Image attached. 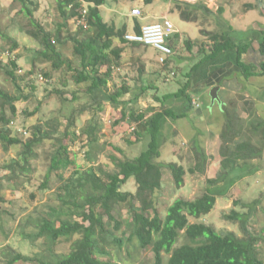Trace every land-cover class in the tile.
Listing matches in <instances>:
<instances>
[{"label":"trees","instance_id":"trees-1","mask_svg":"<svg viewBox=\"0 0 264 264\" xmlns=\"http://www.w3.org/2000/svg\"><path fill=\"white\" fill-rule=\"evenodd\" d=\"M13 1L20 4V12L34 25L37 30L36 36L42 42L43 50L37 54L34 67L37 61L50 63L54 72L63 71L66 67L64 72L66 76L70 74L69 79L77 85H87L84 92L91 97L98 111H104L105 104H111L115 109L122 107L121 120L127 122L130 128L135 127L134 136L137 141L146 138L147 145L134 159L115 160V171L113 172H104L101 168L96 170L93 167L82 171L77 164L76 156L71 152V147L78 139L76 132L71 133L70 131L75 125L71 122L63 138L56 140L57 148L51 157L50 169L42 187V189L48 187L52 175L62 183V193L58 196L61 207L52 209L48 218L39 221L36 225L38 226L37 233L25 235V239L32 242L44 239L50 247L55 246L62 239H67L72 242L71 250L67 255L60 257L35 258L11 251L8 264L18 262L117 264L113 260L110 247L115 246L121 251L125 246V240L109 233L112 224L116 231H121L125 227V234L129 233L128 245H134L139 250H151L154 254V264H264L256 249L258 239L252 237L248 231V223L259 204L258 201L249 207H243L248 211L234 209L229 215L224 216L226 221L239 225L243 234L239 236L233 232L220 234L211 226L202 223L191 224L189 221L190 218L200 219L212 213L217 203L216 193H219L217 191L215 193L213 190H208L195 200L178 198L168 207L164 216L157 209L153 198L156 191L162 188L165 170L171 173L177 189L181 188L185 182L187 171L182 165L176 162L161 163L158 159L161 156V136L166 122L169 119L173 121L186 119L189 117V112L195 110L190 89L193 73L199 70L204 63L215 60L224 53L234 52L237 56L236 68L241 71L245 79L263 77L264 62L258 66L247 64L243 61V56L252 44L260 39L259 53L264 58V31L239 33L230 29L228 33L210 34L211 44L201 49L200 54L203 57L186 73V82L177 92L166 94L163 97L154 95L155 101L163 106L161 110L152 108L143 112L129 105L137 103L143 94L154 87H141L137 94L126 86L115 89L113 92L109 91L113 73L121 66L120 62L125 52L123 46L129 45L133 48L142 46L126 41L125 36L128 33L126 26L118 28L104 20L102 8L109 0H86L88 5L86 26L91 34L82 39L79 34L72 35L68 27L71 20L83 17L82 5L78 0L58 1L57 11L62 23L56 31L45 30L35 20V13L39 9L38 3L33 0ZM153 2L154 0H144V5L150 6ZM182 18L194 21L197 16L195 11H183ZM135 20L136 33H140L141 21ZM65 32L71 35L74 56L79 61L78 67L75 66L76 62L65 60L63 57L61 47L64 46ZM186 45L191 51L193 43L187 41ZM14 48L9 51L13 53ZM172 58L165 63V66L169 67L173 61ZM5 68L7 69L6 74L11 77L20 94L12 96L0 90V102L4 108L0 113V142L6 151L17 145H22L24 149L18 159L12 160L10 164L3 167L0 166V169L9 171L11 176L25 178L33 171L31 161L36 158V148L51 136L43 133L40 127L35 129L33 138L25 143L12 136L10 124L13 120L6 114V108L10 110L12 117H16V104L28 97H24L21 88L17 85L19 68L17 58ZM35 70L33 68L29 75H34ZM42 74L52 79V73L41 71ZM214 74L207 81L213 80ZM233 76V73H226L224 77L217 79L212 87H222L223 83ZM128 94H132L133 98L125 101L124 98ZM76 99L77 96L74 95L73 100ZM173 100L183 103L181 110L177 111L164 106L166 102ZM226 110L224 114L227 122L222 135L223 143L220 152L223 157L222 170L215 179L208 182L213 187L228 183L224 191L220 192L223 195L229 191L230 184L234 181H239L246 174L256 173V168H251L248 163L262 157L264 153L263 142L262 146H259L253 138L243 135L245 123L237 109L233 113ZM95 126L92 125L87 133L91 137L90 146L99 142L97 134L99 127ZM249 126L252 133L258 135L261 132L264 138L263 122H252ZM194 148L196 163L191 173H204L208 157L196 143ZM87 160L92 161L91 153H88ZM69 172L70 175L66 177ZM131 179H134L136 183V193L122 192L121 187ZM2 181L0 177V194L4 189ZM0 201H2L1 197ZM136 203L140 207H137ZM123 204H128L130 207V217L125 224L117 219L116 214V208ZM240 205V201L235 202V207ZM75 217L80 221H77ZM181 240L185 243L178 246Z\"/></svg>","mask_w":264,"mask_h":264},{"label":"rangeland","instance_id":"rangeland-1","mask_svg":"<svg viewBox=\"0 0 264 264\" xmlns=\"http://www.w3.org/2000/svg\"><path fill=\"white\" fill-rule=\"evenodd\" d=\"M33 1L39 5V9L35 13V20L45 30L56 31L62 23L57 11L59 0ZM124 1H119L118 5L120 6L117 8L125 12L127 4L123 3ZM259 2L261 1L259 0L257 3ZM173 3L181 4L176 7L178 12H181L180 8L183 9L187 6L185 3ZM160 4L167 7L169 0H160ZM113 5L117 4L114 3V0H109L106 8ZM235 5L233 0H228L224 4V10L229 11L227 15L230 19L235 16V13L237 14L238 6ZM247 8L244 6L241 9L248 11ZM132 9L129 10V14ZM141 9L144 16L140 21L145 20L144 23L154 22L150 18L148 19L152 15L151 10H148L144 4ZM20 10L19 3L13 0H0V52L7 53L16 44L13 53L19 66L17 85L21 88L24 97H28L16 104V117H12L10 110L6 108V114L13 120L10 124V131L12 136L20 139L23 143L33 138L37 127H40L43 133L49 134L51 138L44 140L36 148V158L31 161L33 171L30 175L25 176V178H17L11 176L9 171L0 169V177L3 179L2 185L4 186L0 194L2 198L0 201V264H8L11 251L31 258L60 257L70 252L72 242L67 239H62L55 246L50 247L44 239L32 242L25 239V235L37 233L38 226L36 225L39 221L48 218L52 209L61 207L58 196L62 193V183L52 175L48 187L45 189L42 187L50 169L51 157L57 148L56 140L63 138L71 122H74L75 125L70 131L71 133L76 132L78 137L71 147V152L76 156L77 164L82 171L93 167L96 170L101 168L104 172H113L115 171V160L134 159L147 145L146 138L137 141L130 125L121 120L122 107L115 109L111 104H105L104 111H98L91 97L84 92L87 85H77L69 79L70 74L66 76L64 72L66 67L63 68V71L54 72L50 63L40 61H37V65L34 67V60L37 54L43 50V46L40 38L36 36V28ZM176 10L174 9V15H171V18L181 26L182 21H180ZM108 14L104 15V20L108 23H116L117 18L111 16L110 13ZM196 15L201 19L195 23L197 31L198 33L202 31L204 37L208 30L213 31L220 24L218 17L221 14L219 12L215 15V13L211 14L200 10ZM251 15L255 16L254 13ZM128 20L132 23L135 21L131 17H128ZM256 20H260L259 16H256ZM68 27L72 35L79 34L81 39L91 34L88 26L86 24L80 25L76 19L71 20ZM64 36V46H60L63 57L65 60L76 62L75 66L78 67L79 61L74 56V44L70 39L71 35L69 36L65 32ZM200 39L208 41L207 37H200ZM200 43V41L196 42L191 51L186 44L182 43L178 48L174 44L175 54L169 67L159 64L158 55L151 48L123 46L125 52L120 62L121 66L113 73V79L109 83V91L113 92L115 89L126 86L137 94L141 87H154V89L143 94L137 103H130L129 106L143 112L152 108L161 110L163 106L155 101L154 95L163 97L179 90L187 80L186 73L203 57L200 54L201 49L207 48L209 45L208 43L207 45ZM9 63L8 60L0 61V90L12 96L19 95L17 86L6 74L5 66H8ZM33 68L36 69L35 74L29 75ZM41 71L52 73V79L41 75ZM207 72L208 68L202 67L197 74L193 75L192 80L195 79L200 82L207 76ZM257 86L262 87V89L247 86V82L242 79V76H238V79L229 78L218 91L220 103L215 102L212 105L211 92L213 87L209 88L203 83L196 84L194 81L190 84L192 97L196 103L194 105L195 110H191L186 119L178 121L169 119L166 122L161 136V156L158 159L161 163L176 162L182 165L187 171L185 182L181 188L177 189L171 173L165 170L162 188L156 191L153 198L157 209L164 216L168 207L178 198L195 200L208 190L217 191L219 192H215L218 195L217 203L212 213L200 219L190 218L189 221L191 224L202 223L211 226L220 234L233 232L239 236L243 235L239 225L226 221L224 216L229 215L234 209L248 211L247 208L243 207H249L258 201L259 204L248 223V231L252 237L258 239L257 253L264 262V153L262 157L248 163L251 168H256V173L246 174L239 181H234L230 184L229 191L224 195L220 192L224 191L228 183H221L217 187L208 183L211 179H215L222 170L223 157L220 152L223 143L222 135L227 122L224 114L226 109L233 113L237 109V103L243 102L245 99L253 100L256 97L255 95L247 97L244 92L238 95L234 91L243 88L249 95H253V93L264 94V81L258 83ZM74 95L77 96L76 100H73ZM132 98L133 95L128 94L124 100L129 101ZM164 106L179 111L182 109L183 103L173 100L166 102ZM2 109L4 110L0 102V113ZM258 110L257 117L264 120V108ZM242 120L245 123L243 135L253 138L259 146L262 142L264 143L261 132L258 135L252 133L249 129L248 120ZM92 125L99 127L97 133L99 142L90 146L91 137L87 133ZM195 143L208 157L204 173H191V169L195 167L196 163ZM23 149L22 145H17L6 151L0 142V166L3 167L10 164L12 160L18 159ZM88 153H91L92 161L87 160ZM69 175L70 172L66 177ZM121 191L136 193L137 186L134 179L122 186ZM237 201H240L241 205L235 207ZM136 206L140 207L138 203ZM116 210L117 219L125 224L130 217L129 205H120ZM76 220L80 221L78 218ZM124 230L125 227L121 231H116L114 224L109 228V233L112 236L125 240V246L121 251L117 250L115 246L110 247L113 260L117 264H154L153 252L151 250H139L134 245H128L129 233L125 234L126 230ZM184 243L185 241L181 240L178 246ZM16 264L37 263L18 262Z\"/></svg>","mask_w":264,"mask_h":264},{"label":"crops","instance_id":"crops-1","mask_svg":"<svg viewBox=\"0 0 264 264\" xmlns=\"http://www.w3.org/2000/svg\"><path fill=\"white\" fill-rule=\"evenodd\" d=\"M227 1L228 0H208L207 2H202L196 5H192V6L187 5L186 8H183V9L179 7L181 12L180 11L178 12L176 10V7L181 4L177 5V4H174L171 0H169V6L166 7L160 4V0H154L152 5L146 6L148 7V10H151V13H152V15L148 17V19L150 18V20L154 22L144 23L145 21L144 20L143 22H141V25L161 22L164 18H168L172 20L171 15H174L173 12L175 9L178 12L180 21H182V25L179 26L176 22L172 20L173 23L176 24L175 27L177 30L174 37L170 40V46L172 47L173 51H174L175 46L178 48L180 44L182 43L186 44L187 41H191L193 43V47H194V44H196V42H199V41L201 42L200 44L207 45L208 43L210 45L211 44L209 40L210 34L228 33L230 29H233L234 31L239 32V33H247L251 31H259V32L264 31V0H260L261 2L259 3H257L259 0L258 1L257 0H233V3L236 4L235 6H238V8H237V14L234 12L235 16L231 17V19L227 15L229 11L227 9L224 10V4ZM250 1H253V2H250ZM114 3H116L117 5L109 6L106 8V4H105V6H103L102 8L103 15L106 16V15H109L108 13H110L111 16L117 18L116 23L112 22L109 24H114L118 28H123L124 26H126L128 29V33H134V32L136 33V29H135L136 20L131 17V12L129 14V10L132 8L134 9L136 7L141 9V6H143L144 1L125 0L123 2L127 4V9L125 12L121 10L120 8H117V6H120L118 5L119 2L114 1ZM244 6L248 7L247 8L248 11L241 9ZM250 6H252V8H250ZM194 10H197L195 11L196 14L200 10L209 12L211 14L215 13V15H217L218 12L221 14V16L218 17L220 24L218 25L217 29H214L213 31L208 30L207 31L208 33H205L206 34L205 37L208 38V41H205V39H200V37L202 38H205V37L202 35V31H200V33H198L197 31V25L195 23L201 20L199 19V16L196 15L197 19L194 21L184 20L182 18L183 11L188 12V11H194ZM251 13H254L255 16H252ZM256 16H259L260 20H256ZM128 17H131L133 21L134 20L135 21L132 23V21L128 20ZM260 41H261L260 39L255 41L252 44L251 48L248 50V52L243 56V61L245 63L254 64L258 66L260 63L264 62V58L259 53ZM174 54H175V51H174ZM236 58L237 56H236V53L234 52L224 53L217 59L204 63L199 68V70L193 73V75L197 74L200 71V69L203 67V68H208L207 76H205L200 82H197L195 79H193L192 82L194 81V83L196 84L203 83L209 88H211L213 83L217 79L224 77L226 73H233L234 79H238V76L240 77L242 76V79H244V81L247 82V86H252L255 88L262 89V87H259L257 85L258 83L264 81V76L263 77H250L249 79H245L241 71H239L236 68ZM215 72L216 74H214ZM213 74L215 75L214 79L207 81V79L211 77ZM241 92H244L245 94H247L246 95L247 97L254 96V95L256 97H254L253 100L245 99L243 100V102L237 103V112L239 116L242 119L248 120V123H252V122H263L264 123L263 119H261L260 117H257V114L259 111L258 109L264 108V94L253 93V95H249L248 92L246 90L244 91L243 88H239L238 90L234 91V93L238 95H241L242 94ZM258 96L260 97L258 98Z\"/></svg>","mask_w":264,"mask_h":264},{"label":"built area","instance_id":"built-area-1","mask_svg":"<svg viewBox=\"0 0 264 264\" xmlns=\"http://www.w3.org/2000/svg\"><path fill=\"white\" fill-rule=\"evenodd\" d=\"M175 3H185L190 5H196L202 2H207L208 0H171ZM82 5V19H76L80 25L86 24V17L88 15L86 0H78ZM143 11L140 8H134L131 11V17L134 19H143ZM177 32L175 24L172 20L164 18L161 22L150 23L141 25L140 33H128L125 36L127 42L140 44L144 47L153 49L158 55V62L161 65L165 63L174 56V51L170 46V40L174 37ZM16 59L14 53L0 52V61L8 60L9 62ZM195 105V101H193ZM199 106V105H197ZM135 130V127L132 128Z\"/></svg>","mask_w":264,"mask_h":264},{"label":"water","instance_id":"water-1","mask_svg":"<svg viewBox=\"0 0 264 264\" xmlns=\"http://www.w3.org/2000/svg\"><path fill=\"white\" fill-rule=\"evenodd\" d=\"M138 1H144V0H138ZM219 90H220L219 86L213 87V90L211 92V103H212V105H214L215 102L220 103L219 96H218Z\"/></svg>","mask_w":264,"mask_h":264}]
</instances>
